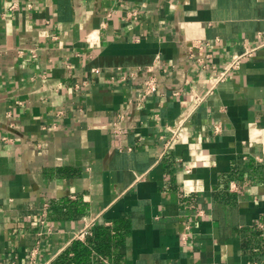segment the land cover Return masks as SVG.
<instances>
[{
  "label": "crops",
  "instance_id": "1",
  "mask_svg": "<svg viewBox=\"0 0 264 264\" xmlns=\"http://www.w3.org/2000/svg\"><path fill=\"white\" fill-rule=\"evenodd\" d=\"M263 40L264 0H0V264L93 222L103 264H264V46L217 79Z\"/></svg>",
  "mask_w": 264,
  "mask_h": 264
},
{
  "label": "trees",
  "instance_id": "2",
  "mask_svg": "<svg viewBox=\"0 0 264 264\" xmlns=\"http://www.w3.org/2000/svg\"><path fill=\"white\" fill-rule=\"evenodd\" d=\"M114 240L116 243L121 242L122 235L113 236L111 228L99 224L93 228L92 235L86 241L74 240L52 264H103V261L95 259V253L108 257Z\"/></svg>",
  "mask_w": 264,
  "mask_h": 264
},
{
  "label": "built area",
  "instance_id": "3",
  "mask_svg": "<svg viewBox=\"0 0 264 264\" xmlns=\"http://www.w3.org/2000/svg\"><path fill=\"white\" fill-rule=\"evenodd\" d=\"M262 36V33L261 35ZM205 45H208V43H204L202 41H198L196 44L191 45V47L189 48V57L194 58V49L195 48H199L202 49ZM264 46V40L256 47H246L242 52L236 53L233 57V59L225 66L224 71L220 74V76L217 78L218 81H222L224 80L228 74L233 71L234 69H238L241 65V63L249 58V57H253L255 54V51L261 47ZM201 63H204L201 60ZM159 89V79L156 75H149L147 76V78L144 80V84H143V91H144V96H149L154 94L155 92H157ZM123 116H121L122 118ZM119 128H117L118 131ZM178 133V129L175 130L174 134H173V138L177 136ZM96 223H89L88 225H86L85 228H83L81 231H79V233L76 234V239L82 240V241H86V239L92 235V230L93 227H95ZM36 251L34 250L31 254V259L27 264H37L35 261L36 258Z\"/></svg>",
  "mask_w": 264,
  "mask_h": 264
}]
</instances>
